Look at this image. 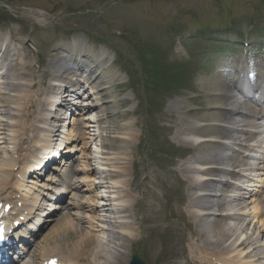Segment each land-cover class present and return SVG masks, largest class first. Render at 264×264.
Wrapping results in <instances>:
<instances>
[{
	"label": "bare ground",
	"instance_id": "6f19581e",
	"mask_svg": "<svg viewBox=\"0 0 264 264\" xmlns=\"http://www.w3.org/2000/svg\"><path fill=\"white\" fill-rule=\"evenodd\" d=\"M23 14L33 23H44V20L48 18L38 9L23 10ZM81 40V37L73 36L68 43L59 44L58 49L65 53L64 61L52 56L35 75L30 69V61L13 48L8 36L0 32V73L4 74L1 77L3 90L0 92V122L3 123H0L2 126L0 134L3 135L1 144L9 155L0 156V196L2 192L7 191V188L14 187L11 186V179H16L15 184L30 193L23 197L16 194L15 187L9 191L6 196L14 198V204L18 202L22 204L20 208L17 206L13 208L18 210L16 214L2 213L1 217H10L7 221L13 222L19 220L20 228H23L24 234L27 233L31 238L34 237L33 232H36L37 227L41 226L40 229L38 228L40 231L46 221L53 222L61 214L60 210L63 211V215L58 219V233L47 235L46 242H48L44 247H36L38 249L33 250L32 246L36 239L30 245L23 240L24 242L21 241L16 246V254H20L18 259L23 260L21 256L25 253L27 257V260L24 259L25 261L23 260L20 264H34L38 258L40 259L38 264H44L51 257L57 259L60 264H127L129 257L127 250L138 239L140 233L143 230H155L148 224L158 220L170 222L173 217L171 211L161 216V213L154 212V209V214L148 215L147 218L141 215L144 207L142 200L147 199V205L151 206V211L156 191L148 186L144 193H141L140 189L134 190L136 176L131 167L137 135L129 124H125L121 125L126 130L123 133L124 136L119 137V144L107 140L109 137L107 134L110 131L107 118L118 114L116 109L122 101L114 92L116 87H119L115 85V81L119 80L120 73L104 59L105 53L102 50L84 49L83 40ZM9 57L14 58V63L6 65L5 62ZM247 59L240 56L226 57L219 61V66L213 73L204 78L200 77L199 82L206 93V107L203 112L195 115H187L183 112V115L178 116L179 119L173 127L178 141L185 145L189 144L194 150V154L178 164L177 168L180 174H191V177L185 176L190 192L186 193V199L182 196L180 199L186 201V205L188 204L186 209L187 218L190 220L188 224L193 225L192 229L178 231L177 242H174L172 246L170 258H183L180 264H258L259 261L264 264L261 260L264 259V256H261L263 248L261 249V246L256 243L259 241L253 238L255 232L252 231L247 235L252 224L251 220L245 222V216L230 212L223 213L225 209L240 208L244 201L243 196L238 194L237 197L228 200L224 194H218L222 189L217 187L222 186L219 179L221 173L229 171L230 176L239 178L241 176L233 168L244 166L243 171L246 173L248 170H253L245 165L244 158L247 156L245 151L239 152L242 151V147L247 148L243 146V142L253 134L247 129L233 130V126L225 127L222 123V118L226 114L231 116L243 112L240 102L234 94L229 93L230 80L240 77L243 68L258 69L253 79L259 82L257 77H262L263 80L264 61ZM67 61L71 65H65ZM3 66L7 70L3 71ZM73 69H85L88 72L87 82H76L73 77H77L70 75L74 74ZM11 70H15V73L11 74ZM65 72L69 75L64 76ZM228 73L231 75L229 76ZM78 76L81 77V75ZM74 85L85 89L89 86L92 93L87 95L90 103H82L72 110L73 115L77 114V116L72 119L71 130L64 137V153H73V150L75 154L81 152L80 156H75L73 153L69 157L72 165H78V168L75 170L72 168L70 172L65 173L68 178L67 194L70 193L71 200L67 203L65 196L58 192L55 185L34 181L41 172L33 171V167L38 168L39 160L50 161L54 157L53 150L42 153L40 149H49L50 142L56 141L58 129L55 130V125L51 122L60 121V118L56 120L55 115L62 106H65L67 110L72 109L71 101L67 96L71 94L69 87ZM4 103L8 105L13 103L15 106L8 112L10 107L4 109L2 106L6 105ZM179 104H185V101H176L169 108L174 110L179 108ZM90 106L97 110L95 119L89 117ZM260 107L261 105L256 104L249 106V111L243 115L240 114L241 124L248 125ZM107 113L112 115L107 116ZM5 115L13 119L12 123L9 124L4 120ZM78 116H80L79 120H77ZM183 136L189 138L186 140ZM91 137L100 138L102 146L100 147L105 148L104 151L99 152L98 157L94 158L99 166L96 168L91 167L92 157L85 155ZM219 145L224 146L227 153L221 155L215 153ZM235 149L237 152L233 151ZM65 163L63 166L67 165ZM52 169L57 170V167ZM164 169L166 173L170 172L167 168ZM62 170L63 168L59 169V172ZM94 171L99 179L96 185L91 181L96 179L89 177L90 174H94ZM27 173L32 175L30 180L25 181ZM72 174L77 175L78 179L73 180ZM49 175L46 181H54L55 179L52 178L55 177L52 174ZM249 181L256 182L252 179ZM32 186L53 190L47 193L38 191L40 192L38 193L34 192L35 189ZM253 186H255L253 190H257L250 196L253 228L258 230L261 227L264 230V178L261 184H253ZM228 187H231L230 183L224 184L223 190ZM158 189L160 190L159 187ZM193 189L196 191L199 189L204 193L195 195L196 191L191 192ZM92 192H97L95 198L91 195ZM97 199L104 201L101 202L103 210L96 206ZM6 203H9V200L3 202L2 208ZM70 209L75 210L74 213H70L72 217L65 216L69 214ZM100 211L108 212V218L104 215L99 216ZM20 217L23 218L20 219ZM39 220L43 221L42 225L38 224ZM99 221L107 222L108 226L98 225ZM98 229L107 231V234L98 235ZM245 231L246 235L243 234ZM54 236L58 237L54 238ZM170 238L172 239V235ZM149 243H152V239ZM177 245L180 248L179 252L176 250Z\"/></svg>",
	"mask_w": 264,
	"mask_h": 264
},
{
	"label": "rangeland",
	"instance_id": "374dc122",
	"mask_svg": "<svg viewBox=\"0 0 264 264\" xmlns=\"http://www.w3.org/2000/svg\"><path fill=\"white\" fill-rule=\"evenodd\" d=\"M12 8L38 9L48 18L44 20V23H33L21 11ZM258 19H261L263 23L257 25L256 29L248 26L250 20ZM231 21L239 27L241 39H248L249 43L254 40L257 43L260 38L264 41V0H0V29L10 33L13 47L30 61V69L35 75L52 56L60 54V51L54 52L53 49H57L56 47L69 39L72 34L82 35L92 44L97 42L98 45L108 49L110 53L108 59L114 60L113 64L121 71V78L116 82H120L117 85L119 87L114 92L122 101L116 109L118 114L107 118L110 128L107 140L119 144V137L124 136L123 133L126 130L121 125H130L137 135L131 167L136 176L134 190L140 189V192L144 193L146 184L150 188H156L154 210L159 209L161 215H167L172 207L176 212L172 213L177 216L174 219L177 220V224L171 221L168 223V228L147 232L148 238L152 237L155 243L153 248L149 247V251L144 245L145 238L141 237L145 234V231H142L140 239L127 250L128 260L134 252L138 253L146 264H170L171 260L175 262L182 260L168 258L165 255L168 246L165 242L167 236L193 227L185 220V206L181 209L177 206V200L181 196L186 197V193L189 192L185 176L191 177V174H180L177 168L191 150L178 142L173 127L179 119L178 116L183 115L184 111H186L184 114L190 115L200 113L204 108L206 93L198 78L200 75L209 76L218 64L209 56H199L202 49L211 51L218 49L215 39L213 42H203L198 37L202 31L198 30L228 27ZM233 36H235L234 32ZM184 37L195 39L186 43ZM260 46L264 49L263 43L260 42ZM224 49L229 50L228 57L234 50L228 46ZM254 51L255 49L253 53ZM233 54H240V49ZM153 61L157 65L160 62L161 64H180L186 69H192L190 78L195 85L189 80L188 88L177 90L175 93L168 83L171 81L170 74L162 73L158 74V77L162 79V85L156 88L151 80L155 72V65L150 64ZM9 62L14 63V60ZM197 63L204 66L199 72L193 73ZM10 72L14 74L15 70ZM1 86L0 82V92L3 90ZM184 98L190 102V112L187 111L186 105L179 104V108L174 110L169 108L171 104ZM4 104H6L2 105L4 109L10 107L8 112L15 106L13 103ZM96 113L92 111L89 116L95 119ZM4 120L10 124L13 119L5 115ZM71 122L68 119L59 131L69 134ZM63 133L61 135L64 137L66 134ZM1 136L3 135L0 134V156L6 157L8 153L1 144L3 141ZM99 140L98 137L96 139L91 137L85 153L93 159L92 168L99 167L94 158L98 157L101 150H105L101 148ZM79 155L81 152H77V156ZM165 167L171 171L166 173ZM93 173L95 175L90 174V177H94L97 181L95 184H98V174L96 171ZM195 191L191 190V192ZM69 196L66 201L69 200ZM97 201L100 200L97 199ZM142 201L144 207L141 215L147 217L151 206L147 205V199ZM99 208L101 209V206ZM71 212H74L73 209H70L69 214L65 216L72 217ZM99 214L101 217L109 215L105 211H100ZM62 215L63 213L59 217ZM59 217L48 224L33 250L46 245L47 235L58 233ZM161 222L162 220L150 223V226ZM98 225L108 226L107 222L103 221H99ZM253 225L251 224L247 235L252 231L258 235L260 231L262 241L259 244L262 243L264 248V232H261V228L255 230ZM246 231L243 232L244 235ZM97 234L105 236L107 231L98 229ZM56 237L58 236H54ZM177 247L179 250V246Z\"/></svg>",
	"mask_w": 264,
	"mask_h": 264
},
{
	"label": "trees",
	"instance_id": "16d2710c",
	"mask_svg": "<svg viewBox=\"0 0 264 264\" xmlns=\"http://www.w3.org/2000/svg\"><path fill=\"white\" fill-rule=\"evenodd\" d=\"M157 73H160L159 71Z\"/></svg>",
	"mask_w": 264,
	"mask_h": 264
}]
</instances>
